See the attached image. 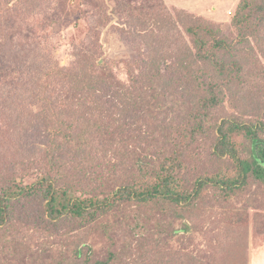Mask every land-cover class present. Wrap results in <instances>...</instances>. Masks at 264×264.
<instances>
[{
  "label": "rangeland",
  "instance_id": "374dc122",
  "mask_svg": "<svg viewBox=\"0 0 264 264\" xmlns=\"http://www.w3.org/2000/svg\"><path fill=\"white\" fill-rule=\"evenodd\" d=\"M241 1L0 0V189L8 182V169L14 160H22L21 155H16L19 144H10L6 138L15 124L11 119L17 120L20 112L40 109L36 99L26 100L27 84L18 80L22 72L27 67L31 71L33 65L49 67L54 74L58 69L71 71L79 64L83 66L78 59L83 60L93 52L100 58L99 63L106 62L131 89L124 99L128 102L123 105L124 125H120L128 134L151 137L146 138L148 141L134 139L130 150L158 153L167 131H173L177 140L181 138L182 131L186 132L182 123L190 122L192 111L208 96V86H222L223 101L205 121L206 136L182 159L178 177L185 188L193 189L201 177L233 171L236 167L231 159H219L213 153L216 127L231 117L253 124L264 122V20L256 12L264 6V0H253V14L243 24L250 32L237 42L235 21L240 15ZM191 29L204 42V53L214 55L227 66L233 65L231 74L219 76L211 62L195 58L198 47ZM207 29L214 34H208ZM214 39L237 44L232 51L220 50L215 48ZM130 61L138 63L127 64ZM150 75H155L151 89L154 93H150L155 99L140 88L147 86L144 82ZM16 85L21 88H15ZM60 86L61 82L54 85ZM14 95L22 100L16 103ZM52 106L57 119L60 118L65 104L58 101ZM76 111L66 121H72L70 133L86 138L80 144L83 151L74 165L79 168L76 179L83 181L80 186L84 191L109 193L131 180L142 185L145 179L132 172L134 160L107 151L116 145L100 151L104 146L97 140V125L103 127L105 118L97 122L90 112L84 114L77 107ZM34 126L21 143H46L44 136L37 135L44 127L40 123ZM23 133L21 130L20 136ZM239 145L242 156L250 159V141L241 139ZM13 174H18L17 170ZM35 176L24 177L23 182L32 183ZM87 180H92V184ZM44 205L39 198L12 202L9 224L0 229V264H59V256L69 245L81 243L92 247L91 264L105 261L109 249L119 255L111 264H264V185L253 176L246 187L231 197L224 188H208L194 207L163 202L140 208L134 203L129 205L131 219L135 215L140 225H144L142 221L150 218L154 226L142 229L131 246L122 245L120 228L113 227L111 234L118 240L115 248L110 247L104 235L108 225L127 224L128 212L123 210L127 204L120 211L100 218L98 225L80 229L69 220L50 224ZM167 226L178 232L168 236L163 232ZM186 226L191 227L193 235L183 230ZM99 231L101 234H97ZM77 235L79 239H74ZM83 252L86 254L87 250Z\"/></svg>",
  "mask_w": 264,
  "mask_h": 264
},
{
  "label": "trees",
  "instance_id": "16d2710c",
  "mask_svg": "<svg viewBox=\"0 0 264 264\" xmlns=\"http://www.w3.org/2000/svg\"><path fill=\"white\" fill-rule=\"evenodd\" d=\"M252 2L253 0H242L239 5L238 12L240 15H236L235 21L239 37L237 42L244 39L246 34L250 32V28L243 27V24H247L253 14ZM256 12L264 20V6L258 7ZM206 31L210 35L214 34L212 30L207 29ZM191 33L198 47L195 58L200 61L211 62L219 76H225L228 72L231 74L233 65L227 66L222 61H218L214 55L204 53V42L199 39V34L194 29H191ZM214 41L215 48L227 51H232L237 44H229L217 39ZM93 53L89 57H84L83 60L78 59V62L82 63L83 66L79 64L78 68L71 71L58 69L54 74L49 67L37 66L35 68L33 65L31 71L27 67L18 78L20 84L21 81L27 84L29 97L26 100L36 99L40 104V109L37 111L29 109L26 113L20 112L21 115L17 120L11 119L15 121V124L12 126V133H8L6 138L10 144H19L16 155H21L22 160H14L11 164L12 168L8 169V176L6 177L8 182L3 186V190L0 189V229L9 224V214L13 201L19 202L32 198L42 199L45 202V218L50 224L69 220L77 224L76 229L98 225L100 218L120 211L127 204L123 207L124 212H128L125 213L126 220H128L127 224L122 225L121 223L118 225L119 227L116 225L117 223L108 225L104 230V235L110 243V247L115 248L118 240L111 237V234L114 231L113 227L114 229L120 228L122 238L119 235V239L123 240L122 245L125 246L128 243L131 246L141 235L142 229L154 228L153 223H151L153 220L150 218L142 221L144 225H140V219L136 220L135 215L132 219L130 218L131 213L129 214L127 207L133 203L138 208L157 205L160 202L194 207L210 187L224 188L225 194L231 197L237 193V190L246 187L252 176L264 185V122L253 124L234 117L223 119L220 125L216 127L213 153L219 159L228 157L233 161L236 168L224 174L218 172L209 177H201L196 181L193 189L185 188L178 177V173L183 168L182 159L206 136L205 121L210 118L211 112L223 101L220 97L222 86L219 84L208 86V96L201 99L198 107L192 111L190 122L182 123V127H186V132L182 131L184 138L181 137L177 140L173 131H167V134L164 135V141H162L163 148H160L158 153L150 154L146 151L138 152L137 149L130 150L129 145L134 142V139L148 141L146 138L150 139L151 137L150 135H142L143 137L140 138V136H134L132 132L128 134L125 127L120 125H124L122 119H124L125 109H123V105L128 104L124 99L128 97L131 89L127 88V82L119 79L106 62L99 63L100 58H96L95 53ZM87 62H92V65L87 64ZM137 63L138 61H130L127 64L136 65ZM146 78L144 83L147 86L140 88L146 91L147 96L149 94L155 99V95L150 94L154 93L151 89H154L155 75ZM60 82L62 83L60 88L54 87ZM137 82L138 79L134 78V83ZM15 84L16 80H14L13 85ZM15 88L20 89L21 86L16 85ZM138 88V86H134L133 89L138 90ZM12 98H15L16 103L22 100L18 99L17 95ZM58 101L65 104V109L64 114L57 119L52 104ZM132 103L133 101H131V105H133ZM28 107L29 105L26 106V108ZM76 107L83 109L84 114L90 112L95 116L97 122L102 121L101 117L105 118L103 127L97 125V140H101L100 142L104 146L100 147V151L103 153L105 146L114 147L116 145L107 151L116 156L134 160V163L131 164L132 172L145 179L142 185H137L136 180H131L119 185L116 191L109 193H105V190L100 191V194L84 191V187L80 186L83 181L76 179L79 168L74 165L80 152L83 151L80 144H83L86 138L81 134L70 133L68 127L72 125V121H66L67 116L73 118L77 112ZM106 116L111 122L107 120ZM35 123H40L42 128L44 127V131L42 130V135L34 134L39 137L44 136L47 140L46 143L40 142L42 145H39L38 141L21 143L23 137L28 134L27 132L34 129ZM20 128L24 132L21 136L19 134ZM241 139L250 141V159L244 158L241 154L239 145ZM25 164H29V167ZM16 170L18 174H13ZM29 175L35 176V180L25 184L23 179ZM150 179L154 180L151 181ZM87 182L92 184L93 181L87 180ZM7 184L9 185L7 186ZM190 228V226H186L183 229L189 236L193 235ZM169 229L168 226L163 228V232L168 236L171 232H178V230ZM97 234H101V231ZM77 237L74 236L73 238L79 239ZM93 246L96 247V245ZM91 248L86 243L72 247L69 245L66 251L61 253L60 258L56 257L55 259L59 258V264H91L94 259ZM85 249L87 250L86 254L83 252ZM94 255H96L95 252ZM118 258V253L109 249L108 258L94 264H111Z\"/></svg>",
  "mask_w": 264,
  "mask_h": 264
}]
</instances>
